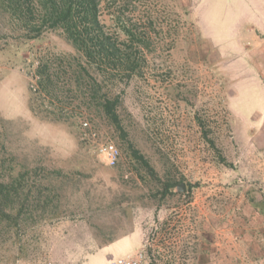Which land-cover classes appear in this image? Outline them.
Segmentation results:
<instances>
[{"label":"rangeland","instance_id":"rangeland-1","mask_svg":"<svg viewBox=\"0 0 264 264\" xmlns=\"http://www.w3.org/2000/svg\"><path fill=\"white\" fill-rule=\"evenodd\" d=\"M118 11L145 46L140 73L107 90L128 140L181 182L155 195L95 104L66 122L32 112L36 59L74 50L59 30L24 39L0 15L3 155L76 176L58 217L21 248L0 245V264H109L141 249L144 264H264V0H100L106 29ZM106 140L113 166L97 150Z\"/></svg>","mask_w":264,"mask_h":264},{"label":"trees","instance_id":"trees-1","mask_svg":"<svg viewBox=\"0 0 264 264\" xmlns=\"http://www.w3.org/2000/svg\"><path fill=\"white\" fill-rule=\"evenodd\" d=\"M0 15L24 39L59 30L74 50L73 54H46L36 59L29 85L30 110L49 120L66 122L83 116L84 109L95 104L137 163L136 168L157 180L161 190L154 194H171L181 179L169 172L164 178L157 175L128 140L119 111L120 95L107 90L108 78L127 82L140 73L139 54H143L145 44L137 27L118 11L114 16L111 13L114 28L106 29L100 19V0H0ZM3 150L0 138V245L13 239L21 248L28 229L58 217L65 190L74 185L76 176L61 169L18 164L14 158H6Z\"/></svg>","mask_w":264,"mask_h":264},{"label":"built area","instance_id":"built-area-1","mask_svg":"<svg viewBox=\"0 0 264 264\" xmlns=\"http://www.w3.org/2000/svg\"><path fill=\"white\" fill-rule=\"evenodd\" d=\"M84 125L86 126L87 122ZM97 150L108 165L113 166L117 163L120 152L113 141L106 140L99 143ZM145 256V249H141L134 256L111 258L109 264H144Z\"/></svg>","mask_w":264,"mask_h":264}]
</instances>
